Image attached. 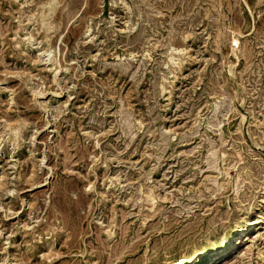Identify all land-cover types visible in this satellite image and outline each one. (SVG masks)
<instances>
[{
	"label": "rangeland",
	"instance_id": "1",
	"mask_svg": "<svg viewBox=\"0 0 264 264\" xmlns=\"http://www.w3.org/2000/svg\"><path fill=\"white\" fill-rule=\"evenodd\" d=\"M248 218L199 264H264V0H0V264H176Z\"/></svg>",
	"mask_w": 264,
	"mask_h": 264
},
{
	"label": "bare ground",
	"instance_id": "2",
	"mask_svg": "<svg viewBox=\"0 0 264 264\" xmlns=\"http://www.w3.org/2000/svg\"><path fill=\"white\" fill-rule=\"evenodd\" d=\"M258 224H260V223L252 222L251 218H248L247 220H245L243 222H237V224L234 227H232L229 230L224 231L218 237L217 241L215 242V244L213 246L207 247L204 245L198 249H194L193 251H191L187 255H185L182 259H180L179 262L176 264H199V263L205 261L206 259L208 260L209 258L214 259V260H218L221 258V253H223L224 246L226 247V245L228 243H230V245H231L232 237L234 235H236V234L240 235V234L244 233L246 230L250 231L253 229V230L257 231L260 229V227H257ZM247 235L248 234H246L245 236H247ZM240 244H242V243L241 242H239V244L232 243V245L234 246V250H236V252L240 249V246H241ZM234 250H233V252H234Z\"/></svg>",
	"mask_w": 264,
	"mask_h": 264
}]
</instances>
